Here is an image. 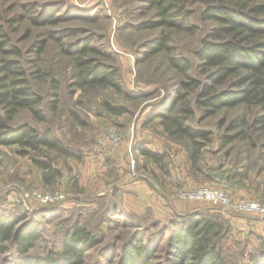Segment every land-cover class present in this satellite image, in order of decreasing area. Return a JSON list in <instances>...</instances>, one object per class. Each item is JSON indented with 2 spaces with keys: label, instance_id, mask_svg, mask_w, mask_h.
Listing matches in <instances>:
<instances>
[{
  "label": "rangeland",
  "instance_id": "obj_1",
  "mask_svg": "<svg viewBox=\"0 0 264 264\" xmlns=\"http://www.w3.org/2000/svg\"><path fill=\"white\" fill-rule=\"evenodd\" d=\"M30 2L37 5L38 13L55 12L61 19L53 24L34 25L31 18L35 12L30 13L23 7ZM0 4L8 16L25 10L26 17L11 28L15 42L27 48L38 32L49 28L58 32L68 30L70 34L64 36L65 42L96 44L100 58L118 68L124 86L135 96L127 98L110 86L84 90L74 87L76 71L72 58L63 53L59 43L50 40L41 62L45 67H53L60 81L58 108L47 110L45 120H37L28 109H23L13 122L17 125L29 122L41 130L51 128L80 157L48 151L62 174L53 183L45 184L41 169L29 155L19 154L14 145L0 144L2 207L34 211L51 206L57 210L49 214L47 229L51 234L55 223L66 216L69 222L81 220L76 214L79 211L84 217L82 220L109 236L122 234L117 242L109 244L105 240L90 249L84 264H107L103 254L108 250L116 260L120 254L116 246L136 229L135 225H126L132 219L133 223L142 222L151 227L150 232L156 233L165 227L170 229L174 218L193 213L221 222V244L227 264H255L264 257V224L258 215L236 211L207 198L185 196L186 192L202 186H222L233 202L264 203V150L261 147L264 128L255 132L256 145L251 142L249 131L245 137L224 143L226 134L236 132L227 130L229 121L247 111L245 105L223 107L204 116L203 109L195 104L197 92L190 93L188 98L195 107L190 123L210 131L212 137L197 160L192 156L189 141L170 136L159 118L149 119L160 103L164 102V106L177 102L174 95L182 74L172 67L167 52L146 56L145 43L161 31L169 33L176 52L191 57L195 63L193 74L202 77L199 60L192 52L211 22L195 16L194 32L170 27L144 28L141 26L144 21L156 19V9L148 0H0ZM191 6L201 10L202 5ZM49 85L48 77L39 82L43 94ZM105 100L124 106L127 111L110 112L103 105ZM71 110L82 123L74 118ZM112 137L117 139L114 146ZM140 148L153 150L161 154L162 159L156 161ZM34 192L64 193L65 198L54 204L41 203ZM105 209L109 211L101 216ZM155 220L157 223L153 225ZM165 240L166 237L159 242L156 260L164 258Z\"/></svg>",
  "mask_w": 264,
  "mask_h": 264
},
{
  "label": "trees",
  "instance_id": "obj_2",
  "mask_svg": "<svg viewBox=\"0 0 264 264\" xmlns=\"http://www.w3.org/2000/svg\"><path fill=\"white\" fill-rule=\"evenodd\" d=\"M148 1L156 9V19L144 21L141 24L144 28L170 27L194 32L197 28L192 22L195 16L212 23L192 52L199 60L202 77L193 74L195 63L191 57L176 52L169 33L161 31L145 43L146 56L165 51L172 67L182 74L180 87L174 95L177 102L164 106V102L160 103L149 119L159 118L170 136L189 141L192 156L197 160L212 137L210 131L190 123L195 107L188 96L195 91V104L203 109L204 116L223 107L244 104L247 111L229 121L227 130L236 132L226 134L224 143L245 137L249 131L251 142L256 145L255 132L264 128V0ZM196 3L202 5L201 10L191 6ZM23 7L30 13L35 12L31 18L34 25L44 26L61 19L55 12L38 13L37 5L31 2ZM25 10L8 16L0 4V144L14 145L19 154L29 155L41 169L42 181L51 184L62 170L54 164L48 151L73 157H80V154L70 149L51 128L41 130L29 122L18 125L13 122L18 111L23 109H28L35 119L45 120L47 110L58 108L60 81L53 67H45L41 62L49 41L59 43L63 53L72 58L76 71L74 87L84 90L110 86L127 98L135 96L124 86L118 68L100 58V48L96 44L65 42L64 36L70 34L68 30L58 32L49 28L38 32L27 48L15 42L11 28L26 17ZM47 77L50 85L43 94L39 82ZM103 105L113 113L127 111L109 100L103 101ZM71 114L82 123L75 111L71 110ZM261 147L264 150V141ZM140 149L156 161L162 159V155L153 150ZM50 207L29 211L0 205V264H84L90 249L105 240L110 244V241L122 239V234L111 237L88 224L82 220L80 211L76 214L81 220L69 222L66 216L55 223L51 234L47 229L49 214L57 210ZM107 211L109 209L102 211L101 216ZM42 218L45 220H40ZM133 221L126 225H135V231L115 248L120 251L119 257L115 260L110 250L104 252L107 264H227L221 244L222 224L214 217L199 213L181 216L172 220L170 229L165 227L156 233L150 232L151 227L142 222ZM165 237L164 258L156 260L159 242ZM254 263L264 264V257Z\"/></svg>",
  "mask_w": 264,
  "mask_h": 264
},
{
  "label": "built area",
  "instance_id": "obj_3",
  "mask_svg": "<svg viewBox=\"0 0 264 264\" xmlns=\"http://www.w3.org/2000/svg\"><path fill=\"white\" fill-rule=\"evenodd\" d=\"M113 146L116 144V137H112ZM35 195L40 197L41 203H56L59 200L65 198L64 193H53V194H42L38 192H34ZM29 196V193H27ZM185 196L189 198H198L203 197L209 200H212L215 203H219L223 206H230L232 209L240 212H250L259 216L261 222L264 224V203L259 201H251V200H242L238 202H233L227 192L223 189L222 186L219 187H211V186H202L194 191H189L185 193Z\"/></svg>",
  "mask_w": 264,
  "mask_h": 264
}]
</instances>
